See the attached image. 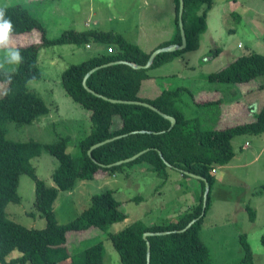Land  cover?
Listing matches in <instances>:
<instances>
[{"label": "rangeland", "instance_id": "rangeland-1", "mask_svg": "<svg viewBox=\"0 0 264 264\" xmlns=\"http://www.w3.org/2000/svg\"><path fill=\"white\" fill-rule=\"evenodd\" d=\"M173 0H0V7L21 4L37 18L45 29V36L53 38L63 30H116L142 51H149L153 41L168 36L173 21ZM98 14L93 15L92 11ZM200 9L199 12H201ZM206 30L199 36L196 50L184 51L162 65L148 69L138 92L145 99L156 97L163 89L185 86L178 102L185 117H197L201 127L221 129L254 120L264 104V77L256 76L248 82L227 83L209 81L207 75L226 66L236 57L253 52L264 54V0H212L206 10ZM171 17V18H169ZM40 31L11 36L9 47L39 42ZM20 42V43H16ZM103 42L89 44L43 45L37 55L41 78L30 79L27 89L37 93L48 112L29 124L7 122V137L16 141L35 140L51 143L59 136H67L66 151L75 155L79 140L89 133V110L68 95L61 82L62 71L72 63L91 56L116 51ZM112 49V48H111ZM146 51V52H147ZM5 50L0 49V63ZM16 64L4 63V70H14ZM263 85V86H261ZM0 80V96L6 89ZM210 101V103L199 104ZM198 142V135L194 136ZM233 157L223 165H215L214 181L204 211L200 238L209 249L212 264H230L243 256L239 241L245 234L253 254L254 264H264V247L260 236L264 233V131L259 134L240 133L230 141ZM30 163L38 178L54 185L52 173L58 165L55 156L41 149ZM145 166L125 165L110 172L100 170L91 180H77L70 190H59L53 203L57 222L72 220L90 203L92 194L110 189L120 202L126 218L105 229L89 227L67 234V246L82 250L95 242L104 246L103 264H121L110 233L140 220L146 224L177 221L199 202L200 179L167 169L166 175L150 172ZM34 180L20 174L17 186L18 202L5 207L7 217L26 228L41 229L45 219L34 206ZM204 204V197L202 205ZM246 207L254 211L249 218ZM202 212V211H201ZM19 255L12 251L7 259ZM80 252L58 264H79Z\"/></svg>", "mask_w": 264, "mask_h": 264}, {"label": "trees", "instance_id": "trees-1", "mask_svg": "<svg viewBox=\"0 0 264 264\" xmlns=\"http://www.w3.org/2000/svg\"><path fill=\"white\" fill-rule=\"evenodd\" d=\"M173 1L174 34L159 47L181 43L178 26L179 2ZM211 5L212 0H184L182 22L186 46L182 50L156 54L147 68L137 69L124 63H116L100 67L86 78V84L91 90L106 97L153 104L175 118V124L171 128L168 119L148 107L106 101L88 92L82 84L84 75L94 66L116 60L144 65L152 51H142L122 34L113 31L67 29L53 38H47L41 22L31 15L26 7L21 4L3 6L6 9V17L13 23L11 35L32 29L39 30L41 35L39 42L16 48L20 51L23 61L14 70L0 68V80L7 84L0 96V264H58L71 256L67 246L69 232L89 227L105 229L108 225L126 218L119 208L120 202L113 196L112 191L107 189L92 194L89 205L72 220L58 223L53 210L58 191L72 189L77 180H91L100 170L114 172L125 165L145 166L144 169L150 172L166 175L167 169L172 168L164 163L163 160H166L179 170L204 177L211 186L214 181V166L227 163L234 155L230 144L232 137L240 133L259 134L264 131V104L259 108L254 120L221 129H206L201 127L200 119L185 117L179 109L180 96L183 92H190L187 87L164 89L150 99L142 98L138 94L148 69L158 67L184 51L196 50L199 47V36L206 30V10ZM90 42L106 43L112 50V46H115L116 51L72 63L61 73V82L66 93L90 112L91 129L79 140L77 153L71 155L66 151L67 136H59L55 141L44 144L32 139H9L6 136L7 122L17 125L29 124L48 112L43 99L26 86L30 79L41 78V71L37 66L40 47L56 44L87 45ZM259 75L264 77V54L253 52L236 57L220 70L209 73L207 79L243 83ZM206 103L209 104L210 101L199 104ZM196 134L198 142L194 139ZM117 135L121 137L92 150L94 160L88 156L87 150L91 145ZM147 148V151L130 162L111 167L100 165L130 157ZM41 149H45L58 160V165L52 173L53 186L38 178L30 163L31 158L38 156ZM20 174H26L34 180L33 204L45 219L44 228H26L7 217L5 207L8 202L19 201L17 186ZM200 182L202 189L199 202L177 221L146 224L136 220L121 230L110 233L121 264H146V241L142 237L144 232L182 229L196 217L197 220L184 231L147 237L150 242V264H212L209 249L199 234L203 219L200 214L204 191V182ZM208 200L209 193L205 208ZM246 211L253 220L254 211L249 207H246ZM239 241L243 256L230 264H254L246 235L240 234ZM260 242L264 247V233L260 236ZM14 250H17L19 255L7 259ZM82 254V264H103L104 246L100 241L95 242L86 246Z\"/></svg>", "mask_w": 264, "mask_h": 264}, {"label": "water", "instance_id": "water-1", "mask_svg": "<svg viewBox=\"0 0 264 264\" xmlns=\"http://www.w3.org/2000/svg\"><path fill=\"white\" fill-rule=\"evenodd\" d=\"M179 2V6H178V26H179V30H180V38H181V43L180 44H176V43H172L170 45H167V46H164V47H158L156 49H154L149 57H148V60L147 62L144 64V65H139V64H136V63H133V62H129V61H126V60H116V61H111V62H108V63H105V64H101V65H97V66H94L92 67L91 69H89L86 74L84 75L83 77V80H82V84L84 86V88L92 93L93 95L95 96H98V97H101L102 99L106 100V101H109V102H112V103H124V104H135V105H141V106H144V107H148L150 108L151 110L157 112L158 114L162 115L163 117H165L166 119H168L170 121V128L174 126L175 124V118L171 115H168L164 112H162L161 110H159L156 106H154L153 104L151 103H148V102H145V101H139V100H122V99H112V98H109V97H106L104 95H101L99 93H96L95 91L91 90L87 84H86V78L93 72L95 71L96 69L100 68V67H103V66H107V65H111V64H116V63H124V64H127L133 68H147L150 66L153 58L156 56V54L160 53V52H171V51H175V50H182L185 46H186V36H185V32H184V27H183V22H182V14H183V9H184V0H178ZM118 137H121V135H117V136H114V137H110V138H107L105 140H102V141H99L93 145L90 146V148L87 150V154L90 158H92V150L106 142H109L115 138H118ZM147 149H143L137 153H135L134 155L130 156V157H127V158H124V159H121V160H118L116 162H113V163H110V164H107V165H104V164H100L101 166H104V167H111V166H114V165H120V164H124V163H127V162H130L134 159H136L137 157H139L141 154H143L145 151H147ZM158 153L159 155L161 156V152L158 150ZM93 159V158H92ZM94 160V159H93ZM164 163L168 166V167H172L173 169H176L177 171H180L182 174H185V175H189V176H193V177H196L200 180H202L204 182V191H203V197H204V204L202 205L203 206V209L205 208V201H206V197H207V194L209 192V189H210V186L209 184L207 183L206 179L200 175H196L194 173H191V172H188V171H184V170H179L178 168H175L173 166H171L166 160H163ZM203 210L201 212V214H203ZM198 217L192 219L190 222H188L186 224L185 227H183L182 229H176V230H171V231H155V232H152V231H146L143 233L142 237L143 239L146 241V264H150V242L148 241L147 237L148 236H151V235H161V234H166V233H170V232H181V231H184L186 230L189 226H191V224H193L196 220H197Z\"/></svg>", "mask_w": 264, "mask_h": 264}, {"label": "clouds", "instance_id": "clouds-1", "mask_svg": "<svg viewBox=\"0 0 264 264\" xmlns=\"http://www.w3.org/2000/svg\"><path fill=\"white\" fill-rule=\"evenodd\" d=\"M12 32L13 23L10 18L6 17V9L0 7V49L5 50V60L0 63V67H3L4 63L19 65L23 61L20 51L9 47Z\"/></svg>", "mask_w": 264, "mask_h": 264}, {"label": "crops", "instance_id": "crops-1", "mask_svg": "<svg viewBox=\"0 0 264 264\" xmlns=\"http://www.w3.org/2000/svg\"><path fill=\"white\" fill-rule=\"evenodd\" d=\"M25 7V6H24ZM92 14L93 15H97L98 13L96 12V11H92ZM174 17H175V10H174V6H173V21H174ZM169 18H171V17H169ZM174 30H175V28H174V26L173 27H168L167 28V30H166V33H167V31H168V36H166L165 38L164 37H162L161 39H159V40H156V41H153L152 42V45H151V48H150V50L149 51H147V52H151V51H153L154 49H156V48H158L159 47V45L161 44V43H163L164 41H166V40H169L172 36H173V34H174ZM106 31H111V30H106ZM113 32H117V33H119L118 31H116V30H112ZM30 31H28V32H24V33H29ZM20 34H23V33H20ZM121 34V33H120ZM14 35H17V34H14ZM123 35V34H122ZM11 36H13V35H11ZM124 36V35H123ZM12 38V37H11ZM127 39V38H126ZM128 40V39H127ZM130 41V40H129ZM16 43H20V42H16ZM24 44L23 45H21V46H24V45H27V44H30V43H33V42H28V40H25V42H23ZM16 45V47H19L18 46V44H15ZM145 51V52H146ZM164 90V89H163ZM180 172V171H179ZM181 173V172H180ZM215 173V172H214ZM213 173V174H214ZM182 174V173H181ZM84 249V248H83ZM83 249L82 250H77L76 248H72L70 251H71V256L69 257V258H71V257H73V256H75V255H78L80 252H82L83 251ZM68 259V258H67ZM79 264H82V261L81 262H79Z\"/></svg>", "mask_w": 264, "mask_h": 264}, {"label": "built area", "instance_id": "built-area-1", "mask_svg": "<svg viewBox=\"0 0 264 264\" xmlns=\"http://www.w3.org/2000/svg\"><path fill=\"white\" fill-rule=\"evenodd\" d=\"M108 51H109V52H111V51H112V49H111V48H109V49H108Z\"/></svg>", "mask_w": 264, "mask_h": 264}]
</instances>
